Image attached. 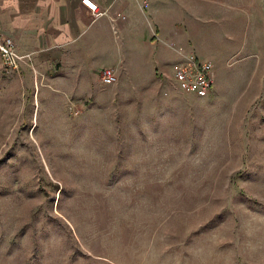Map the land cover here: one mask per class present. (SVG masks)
<instances>
[{
	"label": "rangeland",
	"instance_id": "374dc122",
	"mask_svg": "<svg viewBox=\"0 0 264 264\" xmlns=\"http://www.w3.org/2000/svg\"><path fill=\"white\" fill-rule=\"evenodd\" d=\"M250 1L239 34L195 43L206 97L144 64L107 120L0 113V264H264V0Z\"/></svg>",
	"mask_w": 264,
	"mask_h": 264
},
{
	"label": "crops",
	"instance_id": "0c3cea01",
	"mask_svg": "<svg viewBox=\"0 0 264 264\" xmlns=\"http://www.w3.org/2000/svg\"><path fill=\"white\" fill-rule=\"evenodd\" d=\"M91 1L103 15L94 17L81 0H0V33L13 40L19 56H28L10 73L0 59L2 120L32 121L41 113L43 129H62L65 104L73 106V114L78 111L76 116L94 113L107 120L112 105L128 102L132 94L126 90L141 83L144 64L152 66L150 80L172 81L178 58L168 42L187 45L201 59L196 41L239 34L251 8L250 0ZM144 49L152 51L146 63ZM107 68L116 73L112 85L99 80Z\"/></svg>",
	"mask_w": 264,
	"mask_h": 264
},
{
	"label": "built area",
	"instance_id": "2783aa9c",
	"mask_svg": "<svg viewBox=\"0 0 264 264\" xmlns=\"http://www.w3.org/2000/svg\"><path fill=\"white\" fill-rule=\"evenodd\" d=\"M81 3L94 17H99L101 12L91 0H81ZM170 49L176 54L178 61L172 65V81L185 92L197 97H206L213 88V65L209 61L199 59L194 53L181 46L168 42ZM28 56H19L15 51L14 42L10 37L0 33V59L6 72L16 71ZM99 80L104 85H112L116 81L114 69L107 68L101 71Z\"/></svg>",
	"mask_w": 264,
	"mask_h": 264
}]
</instances>
